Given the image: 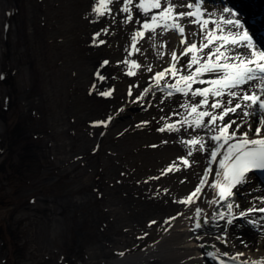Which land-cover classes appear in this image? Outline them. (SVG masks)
Instances as JSON below:
<instances>
[{
  "label": "rangeland",
  "instance_id": "rangeland-1",
  "mask_svg": "<svg viewBox=\"0 0 264 264\" xmlns=\"http://www.w3.org/2000/svg\"><path fill=\"white\" fill-rule=\"evenodd\" d=\"M93 2L0 0V264H117L142 251L155 239L125 231L133 228V211L176 192L180 161V170H162L187 153L175 143L198 133L157 130L179 121L173 111L184 112L186 98L167 97L150 79L168 66L173 49L182 50L179 37L158 36L156 47L141 40V52L128 56L139 26L117 17L110 34L98 38L106 43L96 46L93 34L110 21L90 22ZM185 31L189 40L198 39L191 36L197 26ZM163 41L167 48L159 47ZM126 58L142 65L136 75L118 64ZM104 60L109 63L101 68Z\"/></svg>",
  "mask_w": 264,
  "mask_h": 264
},
{
  "label": "snow or ice",
  "instance_id": "snow-or-ice-1",
  "mask_svg": "<svg viewBox=\"0 0 264 264\" xmlns=\"http://www.w3.org/2000/svg\"><path fill=\"white\" fill-rule=\"evenodd\" d=\"M205 3L206 0H184L183 3H174L173 0H94L90 8V22L99 23L102 18L110 21L108 26L93 34L92 40L96 46L106 43L98 38L110 34V28L116 23L117 17H122L121 24L138 25L130 36L131 51L125 49L128 56L141 52L137 47L141 40L147 39L152 47H156L158 36L173 32L179 37L182 50L177 54V50L173 49L168 66L156 71L150 79L154 81L156 90L165 93L167 97L180 94L186 98L180 104L184 112L173 111V115L180 116L179 121L165 123L157 130L168 133H180L181 129L204 132V135L190 133V138H181L179 141L187 148V155L177 158L184 167L191 166L188 157L194 151L207 153L208 160L194 189L183 199L174 202L185 206L194 205L200 200L209 205L224 202L227 213H213L211 221H226L221 234L216 235L215 239L227 246V226L234 225L237 220L254 228H264V223H261L264 216L259 220L253 218L254 213L264 214V206L253 205L235 214L233 203L229 202L236 195L233 189L239 191L249 182V173H264V48L254 43L245 22L233 10L235 6H224L218 14L217 11H209ZM117 4L119 7L114 8ZM187 25L197 26V31L192 32L191 36L198 39L189 40L185 31ZM167 46V41L159 45L160 48ZM165 55L167 53L158 52L160 58ZM108 63L109 61L104 60L100 67L103 68ZM119 63L127 65L128 76L136 75L137 70L142 67L136 60L127 58ZM146 71L152 73V66L148 65ZM95 75L101 81L106 79L99 70ZM168 78L174 83H167ZM150 90L151 86L144 88L137 100H142ZM99 94L107 97L111 95V91ZM131 94L130 86L129 95ZM233 116L241 122L238 123ZM111 119L109 116L108 121ZM253 119L256 123L255 129L252 127ZM161 120H165V117H161ZM97 124L106 126L107 122L99 121ZM245 126L246 130L241 131ZM214 164L218 167L213 168ZM174 170H180L176 161L169 164L162 173L167 174ZM206 188L211 190L212 199H207ZM255 199L264 205V197ZM235 207L239 208L240 205L236 204ZM202 212L203 209L197 205L195 229H203L210 224L207 216H201ZM155 223L156 221H152L149 226ZM237 226L243 227V223ZM203 238L204 235L196 236L198 240ZM199 247L204 248L205 245L200 244ZM204 255L218 260L219 264H227L221 257H227L234 264H264V255L256 259H241L245 253L233 255L227 251L220 252L219 249Z\"/></svg>",
  "mask_w": 264,
  "mask_h": 264
},
{
  "label": "bare ground",
  "instance_id": "bare-ground-1",
  "mask_svg": "<svg viewBox=\"0 0 264 264\" xmlns=\"http://www.w3.org/2000/svg\"><path fill=\"white\" fill-rule=\"evenodd\" d=\"M206 1L205 7L209 11H217L219 14V10L224 7L220 4H224V0ZM208 1L216 3L215 8L207 6ZM227 1L231 4L240 5L239 9L241 12L233 8L234 11H238V18L241 20L245 18V21L247 18V22H252L251 25H253L254 29L251 30V34L254 32L253 35L257 40H263L261 46H264V0ZM232 118L237 119L238 123L241 122V120L235 116ZM252 127L253 129L256 127L255 119L252 120ZM244 130H246V126L241 129V131ZM197 132L200 135H204V132L201 130H197ZM249 135L251 136V133H249ZM175 145L178 152H182L183 154L186 153V147L184 145L179 142H176ZM174 158L176 163H178L179 160H177V157L175 156ZM188 160L191 163L190 167H184L180 162L183 168L176 175V181L178 183L176 192L172 194L171 197L167 196L168 198H165L162 202L157 201L155 207L149 205L143 212L133 211V215H135L133 228L130 229L131 231L128 229L129 227L125 228V231L130 233L131 236L133 235L134 238L139 234V232L137 233L139 229L142 231L141 233H143V238L150 240L155 239V241L142 251L124 260L118 261L117 264H143L145 262L147 264H219L218 260L211 259L204 255L207 252H216L217 249H219L220 252L227 251L233 255L243 252L246 255L241 257V259H256L264 255V228H254L241 220L235 221L232 226H227V246L215 239L216 235L221 234V229L225 226L226 221H211V216L213 213H218L220 211L227 213L228 210L224 202L221 204L209 205L203 200H200L191 206H185L184 204L174 202L186 197L198 184L203 170L207 166V153L194 152L192 156L188 157ZM216 167H218V165L214 164L213 168ZM249 178H254L255 181H258L264 188V173H249ZM211 179L212 177L210 176L209 180L211 181ZM205 191L207 193V199H212L213 194L211 190L206 188ZM233 191L236 192V195L229 202L233 203V213L235 214H238L239 210L242 211L253 205L258 207L264 206L261 205L259 200L255 199L256 197H264V193L256 190L249 182L240 188L239 191L236 189H233ZM236 204H239L240 207H235ZM197 205L203 209L201 216H207L210 220V224L203 229H195L197 219L195 216V208ZM176 207L180 208L174 211L173 209ZM157 211L160 213H167L159 217ZM179 213H183V215H178ZM261 216H264V214L258 212L253 214V218L257 220H259ZM172 217H175V219H171ZM152 221H156V223L149 226ZM241 223H243V227L237 226ZM261 223H264V221H261ZM205 233H207V235H205ZM197 235H204V238L198 240L196 239ZM241 241L244 243H241ZM200 244H204L205 247H199ZM245 244L247 247H245ZM212 245L216 247L213 248ZM221 258L225 259L227 264H234V262L227 257Z\"/></svg>",
  "mask_w": 264,
  "mask_h": 264
}]
</instances>
